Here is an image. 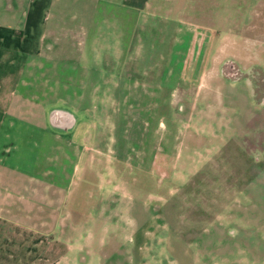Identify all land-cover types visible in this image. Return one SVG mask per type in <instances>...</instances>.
<instances>
[{
  "label": "rangeland",
  "instance_id": "rangeland-1",
  "mask_svg": "<svg viewBox=\"0 0 264 264\" xmlns=\"http://www.w3.org/2000/svg\"><path fill=\"white\" fill-rule=\"evenodd\" d=\"M64 1L69 10L92 8ZM144 4L131 72L124 66L118 79L105 76L97 95L37 101L94 104L84 116L93 132L88 151L96 153L90 163L103 182L98 198L88 201L87 215L70 210L62 223L54 191L53 256L0 247V264H264V107L245 108L251 88L264 90V0ZM181 18L212 29L208 60L164 59L182 39ZM205 36L200 30L194 38ZM86 82L94 88L93 79ZM133 86L150 89L124 93ZM76 153L70 147L57 165H72ZM28 188L31 207L15 219L49 230L37 183Z\"/></svg>",
  "mask_w": 264,
  "mask_h": 264
},
{
  "label": "crops",
  "instance_id": "crops-1",
  "mask_svg": "<svg viewBox=\"0 0 264 264\" xmlns=\"http://www.w3.org/2000/svg\"><path fill=\"white\" fill-rule=\"evenodd\" d=\"M77 1L83 3L72 0ZM84 1L92 5L90 13L87 8L82 9L87 10L85 13L69 10L64 0H0V247L12 253L53 256L51 247L57 238L54 232L59 219L55 220L54 191L61 196L59 206L65 223L70 210L78 208L79 214L87 215L88 201L98 198L103 185L96 165L90 163L96 153L89 152L87 146L93 132L84 115L94 104L69 107L53 98L37 101L41 96L71 99L97 95L105 76L118 79L124 66L127 73L131 72L136 24L148 0ZM184 22L181 18L176 26L183 32L181 41H175L174 50L168 59L164 54V59L176 65L198 56L208 60L215 41L212 29ZM200 30L206 32L202 40L194 38ZM184 54V61L177 59ZM88 79L94 80V88L87 86ZM115 89L121 92V88ZM146 89L150 88L133 86L124 93L145 95ZM263 97L262 88H251L245 108L264 107ZM70 147L78 152L73 164L57 165L58 160L67 159L65 153ZM34 182L39 187L36 198L43 202L49 217L46 222L53 224L49 230L25 226L15 219L21 211L26 214L23 207H31L26 197H31L28 186ZM92 185L100 188L94 191ZM19 199L18 203L11 202ZM17 204L20 210L15 211ZM62 245L64 248V242Z\"/></svg>",
  "mask_w": 264,
  "mask_h": 264
}]
</instances>
